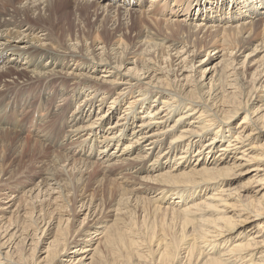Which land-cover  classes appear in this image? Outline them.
<instances>
[{"label": "bare ground", "instance_id": "1", "mask_svg": "<svg viewBox=\"0 0 264 264\" xmlns=\"http://www.w3.org/2000/svg\"><path fill=\"white\" fill-rule=\"evenodd\" d=\"M159 1L0 0V153L33 131L21 143L57 147L65 172L123 185L99 222L92 196L1 170L0 264H264V0ZM13 85L57 104L21 127Z\"/></svg>", "mask_w": 264, "mask_h": 264}, {"label": "rangeland", "instance_id": "2", "mask_svg": "<svg viewBox=\"0 0 264 264\" xmlns=\"http://www.w3.org/2000/svg\"><path fill=\"white\" fill-rule=\"evenodd\" d=\"M143 3H144V7H143L144 9L145 8L147 9L150 6V0H145V2H143ZM162 4H163V1H159L158 0V2H156L154 5H158V6L161 7ZM64 8L67 9L68 11L69 10H76V6L74 5V3L68 5V6L64 7ZM165 11H167V10L165 9ZM170 11L171 10L169 9L167 12L169 13ZM157 17L164 19V15H161V14H158ZM72 18H79V13H77V11H75V13L72 16ZM96 18L97 17L93 15L90 20L91 21H95ZM162 25H164V20L162 22ZM128 33L131 34V36H133V37H135V35H136V32H128ZM207 40H210V39H207ZM72 43H74V42H72ZM211 50H212L211 55H214L213 54V53H215L214 50L213 49H211ZM248 52H249V50H248ZM206 61H207V59L203 63H206ZM24 62H26V60ZM216 62H217V60H214L213 63H211L208 66V68H209L207 70L208 73H209V70H210L211 67L213 69L215 68L213 65ZM200 65L201 64H200L199 61L196 62V67H198ZM254 70H255L254 66L250 67L248 69L249 72H253ZM13 76L17 77L18 75L14 74ZM214 76H216V74H214ZM4 77H0V83L5 82L4 80H8V78H9V77H6V76H4ZM171 78L174 79L173 76H171ZM233 79H234V77L230 78V80H233ZM22 80H24V79H22ZM209 80H210V76L206 75V77L204 78V83L206 85L209 84ZM177 81H178V79L176 80V82ZM181 81H184L183 77H180V82ZM180 82H179V84H180ZM16 84L17 85H21L20 82L16 83ZM25 88H26V90H22L21 88H18V87L15 88L14 85H13V89H16L15 92H17V93H14L10 97L9 100L11 101L12 104L16 105L17 109H16V111H7V110L5 111L4 110L3 113L7 116L8 119L14 120L15 124L21 125V127L29 126L31 124L29 126V128H30L33 125L37 126L39 124L37 122L40 119V115L42 113H45L46 107L48 106L49 108H51L53 104L54 105L57 104L58 100L56 101V103H54L55 100L53 99V97H50L49 99H46V97H44L43 92H41V90L37 86L28 85ZM204 91L207 93L208 89H205ZM21 106H25L26 107L25 112H24V109L21 108ZM76 107L77 106L74 103V105L68 110L67 117H66L67 119H68V116L76 109ZM37 115H39L38 118H37ZM243 116H244V114H242V116H240L239 118H236V120H234V123L240 121L243 118ZM57 121H59V120H57L54 117L53 118L51 117V118L48 119V122L45 125H43V126L45 127V129L52 128V127H54V124L57 123ZM60 124H61V121H60ZM68 128H69V124L66 125V126H62L61 127V130H62L61 132H63V129H64V132H66V130ZM58 131H60V130L58 129ZM61 132H60L61 136L60 135H56L57 138L60 136V138H59L60 141L63 139V135H64V132H63V134ZM32 133H33V131H31V132H27L26 131V132H24L22 134L16 133V134H13V135L10 136L11 137L10 138L11 143L9 144L10 147L4 149L5 152H4V150H1L2 154L0 153V155H2V156H0V168H1L0 171L4 170L7 173H10V171H11L12 172L11 175L13 174V176H15L14 177L15 179L20 180L21 182H23V183H25L27 185V187H26V185L24 186V188L25 187L27 188V189L25 188L26 191H28V189H30V188H33V189L35 188L36 189V187H38V183H40L42 178H46V177L50 178L51 176H54L58 180H60L61 183L64 186L69 187L70 190L69 189L65 190V194L68 191V194L65 195V198L68 197L69 198L68 200H70V199L72 200L73 198H76V202H77V201L80 200L79 198L82 197L81 194L82 195L92 196L91 198H93L94 201H96L97 203L100 204L99 205V207H101L100 209L103 208L102 209V213L105 215L104 216L103 214L99 213L102 219L98 218L97 221L102 222L105 219L107 220V218L108 219L112 218V212L109 209H112V207H114V205H116L118 203L117 201L120 198L119 196H121V194H122L121 190L123 189V185L122 184L119 185V183L117 182L116 184H118L120 186V188H119V186L116 185L117 187L115 186L116 188H114L115 189L114 190L113 189L114 185H112L108 181H106V179L102 176L101 173H99V172L95 173V171H93V169L92 170L90 169V170H88L89 172L87 171V173H85L86 175H84V172L82 171V170H84V168H82L81 172H80L78 170H80L79 168H81V167H79L78 165H74V167H72V171L71 170L68 171L70 174L68 172H65L64 168L66 166L62 165V162H61L60 156H59L60 152L58 150L55 152L57 147H52V145H48L49 147L42 149V148L37 147V145H34L33 146L34 148H33L32 147L33 143H28V141H31V138L33 139ZM13 136H15V137H13ZM19 139L21 141L23 139H27L28 141L24 144V143H21V141ZM8 141H9V139H8ZM37 148L41 149V152ZM34 149H36V150H34ZM37 152H39V153H37ZM49 154H51V155H49ZM74 168H75V170H74ZM67 175H69V176H67ZM118 177L119 176H116V177H111L110 176L109 179H114V178H118ZM82 178H84V180ZM117 180L121 181L120 179H117ZM13 183L15 184L14 181H13ZM24 188H22V189H24ZM117 188H119V190H117ZM122 192L128 193L127 191H124V190ZM116 195H117V197H116ZM127 197L129 198V195ZM93 199H92V201H93ZM116 199H118V200H116ZM71 200H70V203L72 202ZM129 201L130 202L136 201V202H138L140 204H143L144 206L145 205L148 206V204L146 202H144V200H142V199H137V200L129 199ZM23 203H24V201H23ZM79 204H80V202L77 203V210L76 211H78L80 209L79 208ZM53 205L55 206V204H52V206ZM121 205H124V204H121ZM127 208H129L131 211L128 210ZM127 208L126 209L130 213L132 211H135V209H134V207L132 205L127 207ZM52 209H54V208H50L49 209V211H50L49 213L53 214V215L51 214V216L48 214L49 215L48 216L49 219L52 216L53 217L59 216V215H57L58 214V210L56 209L55 211H53ZM98 212H101V211H98ZM134 213L132 212L131 214L132 215H137L138 214V213H136V214H134ZM131 214H128L131 217L127 216V220H130V221H134L135 219L137 220V218L136 217H132ZM43 216L44 215H41V216L38 217V222H40L43 219ZM45 216H47V215H45ZM149 217H150V214H149L148 218ZM39 218H42V219H39ZM78 218H79V220H81L82 216L78 217ZM17 219L18 218L15 217V220H17ZM137 221L138 222L140 221V223L142 224V219L141 218H138ZM158 224H160V221H159ZM78 225L81 226V223L78 224ZM31 229L33 230V226H30L28 230H31ZM99 232L100 231L93 232L92 236L94 238L101 237V235H97ZM71 250L73 251L74 248H72ZM71 255H72V253H69L62 261L65 262L67 259H69L71 257Z\"/></svg>", "mask_w": 264, "mask_h": 264}]
</instances>
